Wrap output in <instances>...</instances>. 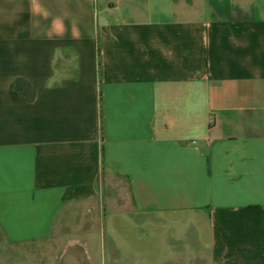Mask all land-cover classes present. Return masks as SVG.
Here are the masks:
<instances>
[{
  "label": "crops",
  "instance_id": "0c3cea01",
  "mask_svg": "<svg viewBox=\"0 0 264 264\" xmlns=\"http://www.w3.org/2000/svg\"><path fill=\"white\" fill-rule=\"evenodd\" d=\"M0 246L264 264V0H0Z\"/></svg>",
  "mask_w": 264,
  "mask_h": 264
},
{
  "label": "trees",
  "instance_id": "16d2710c",
  "mask_svg": "<svg viewBox=\"0 0 264 264\" xmlns=\"http://www.w3.org/2000/svg\"><path fill=\"white\" fill-rule=\"evenodd\" d=\"M12 87L18 90L21 95L28 101H31L35 98L36 96V91L32 88L30 83L23 79V78H18L12 83Z\"/></svg>",
  "mask_w": 264,
  "mask_h": 264
},
{
  "label": "rangeland",
  "instance_id": "374dc122",
  "mask_svg": "<svg viewBox=\"0 0 264 264\" xmlns=\"http://www.w3.org/2000/svg\"><path fill=\"white\" fill-rule=\"evenodd\" d=\"M9 255V247L6 246H0V260H4L3 262H0V264H9L8 260Z\"/></svg>",
  "mask_w": 264,
  "mask_h": 264
}]
</instances>
